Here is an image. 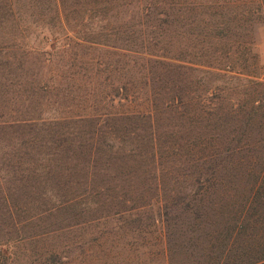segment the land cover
I'll list each match as a JSON object with an SVG mask.
<instances>
[{
    "label": "trees",
    "instance_id": "1",
    "mask_svg": "<svg viewBox=\"0 0 264 264\" xmlns=\"http://www.w3.org/2000/svg\"><path fill=\"white\" fill-rule=\"evenodd\" d=\"M236 3L0 0V261L11 242L117 219L120 233L155 243L128 252L163 264H264V84L249 80L247 98L231 103L219 102L217 88L193 90L229 78L219 71L231 64L223 42L244 29L231 20ZM65 29L78 45L139 67L108 99L112 111H44L54 93L77 109L80 74L48 69ZM36 40L44 46L29 44ZM82 90L79 107L98 103L96 90ZM192 232H203L201 242H182ZM66 248L49 255L69 264Z\"/></svg>",
    "mask_w": 264,
    "mask_h": 264
},
{
    "label": "rangeland",
    "instance_id": "2",
    "mask_svg": "<svg viewBox=\"0 0 264 264\" xmlns=\"http://www.w3.org/2000/svg\"><path fill=\"white\" fill-rule=\"evenodd\" d=\"M202 2L210 5L214 0H202ZM232 7V23L237 26H244V29L236 30L231 40L223 42L224 51L231 48V64L226 66L224 63L227 62L226 60L224 62L219 61L221 65L219 72L225 73L229 78L207 77L203 80L204 83L201 87L193 89L194 91L208 92L217 88L223 91L221 98L218 99L220 103L238 102L241 99H246L247 97L242 96V94L250 92L253 87H250L249 80L264 84V0H237L236 5ZM258 7L259 9L256 10ZM257 11L260 14L259 17H255ZM251 13L255 15L252 16ZM251 18L253 19L249 21ZM248 25L251 27H247ZM191 29L194 32L198 31V29ZM234 42L244 44L245 48H236ZM79 43L81 40H78L75 35L65 29L62 38L59 39V54L51 68H48L55 70V72H78L80 74V88L78 87L73 95L74 106L77 109L69 110L70 98L66 99L59 95L56 97L54 93L45 96L43 99L44 111L48 115L57 114L58 118L84 116L86 110V114L89 115L94 112L105 114L112 111L108 99L112 98L114 90L123 88L129 82L136 80L139 68L137 65L129 70L126 66V58L119 59L120 57L113 56L112 52H109L110 50L103 47L97 48L84 43L78 45ZM29 44L36 48L44 46L39 40L29 41ZM92 47H95V50L91 49ZM199 47L193 46V49L196 50ZM174 48H179V45H175ZM196 54L198 55V53ZM135 58L138 61L141 59V55L135 56ZM89 60L98 64L94 70L89 66ZM107 64H112L114 70H108L105 67ZM128 65L134 66L135 64L131 62ZM71 66L74 69H69ZM82 88L96 90L95 100L98 103L95 104L93 98L90 97L88 101L83 103L82 107H79L84 98ZM205 100H211V98ZM213 100L217 101L215 98ZM88 107L90 109H87ZM107 221L82 225L69 234L55 232L47 238H43V241L36 239L37 241L25 240L18 244L11 242L2 249L3 258L0 264H61L56 260V256H50L49 253L61 252L62 245H67L63 252L68 256L69 264H163L162 260L142 257L136 251L128 252V249L140 248L144 250V248L152 249L151 246H155L152 239L145 238L146 233L122 231L123 234L116 229L121 220L110 219ZM181 226L179 225V227ZM181 229L186 232L185 227L182 226ZM203 231L206 230L203 229ZM202 233L192 232V235H187L182 242L186 243L191 238L194 242L200 243L202 239L198 237H202ZM22 234H25V230L22 231ZM130 238H132L130 241L132 247L128 248L126 243Z\"/></svg>",
    "mask_w": 264,
    "mask_h": 264
}]
</instances>
